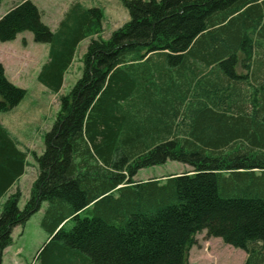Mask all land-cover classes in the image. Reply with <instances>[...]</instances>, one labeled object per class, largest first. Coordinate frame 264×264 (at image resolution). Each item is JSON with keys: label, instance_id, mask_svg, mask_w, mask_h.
<instances>
[{"label": "trees", "instance_id": "trees-1", "mask_svg": "<svg viewBox=\"0 0 264 264\" xmlns=\"http://www.w3.org/2000/svg\"><path fill=\"white\" fill-rule=\"evenodd\" d=\"M119 1L128 21L108 38L101 7L71 4L56 32L30 0L0 18V43L49 46L37 79L54 94L90 39L22 208L9 191L29 153L0 124V264L43 203L38 264H188L202 232L264 264V0ZM25 95L0 64V113ZM167 161L188 170L134 180Z\"/></svg>", "mask_w": 264, "mask_h": 264}, {"label": "rangeland", "instance_id": "rangeland-1", "mask_svg": "<svg viewBox=\"0 0 264 264\" xmlns=\"http://www.w3.org/2000/svg\"><path fill=\"white\" fill-rule=\"evenodd\" d=\"M13 1L19 3L22 0L1 1L0 16L9 10ZM34 1L41 11V21L45 25H52L60 15V11L66 7L69 8L68 5L76 0ZM94 1V7L104 9L102 37L108 38L113 31L128 21L127 12L119 0ZM51 13L54 17L50 15ZM56 26L57 23L48 28L56 32L59 25ZM89 42L90 39H85L79 43L72 64L65 72L62 87L57 94L41 85L37 79L42 65L48 60V45L34 43L32 34L28 32L19 34L14 41L0 43V64L7 80L26 92L25 98L16 108L7 113H0V124L17 139L19 148L29 153L25 174L18 182V189L21 192L19 208H22L28 199L32 183L38 174L31 153L42 154L43 136L51 129L56 119L58 99L68 94L81 77L82 57ZM236 70L237 73H241L240 67L237 66ZM185 170H188L187 166L167 161L164 165L139 170L134 180L146 181L178 174ZM16 189L17 187L13 186L9 193H13ZM6 199L7 195L1 199L0 211ZM46 207L43 203L39 211L31 216L25 225L13 229L12 242L3 253L2 264H38L37 254L48 239L47 232L41 227ZM195 240V245L188 254V264H244L245 253L225 245L219 238H209L205 232H202L196 235Z\"/></svg>", "mask_w": 264, "mask_h": 264}, {"label": "crops", "instance_id": "crops-1", "mask_svg": "<svg viewBox=\"0 0 264 264\" xmlns=\"http://www.w3.org/2000/svg\"><path fill=\"white\" fill-rule=\"evenodd\" d=\"M32 3H34L35 4V6L38 8V10H39V12H40V16H41V11H40V9H39V6H38V4H36L35 3V1L34 0H30ZM94 0H76V1H73L72 3H70L68 6H70L71 4H73V3H79V5L81 6V8H93L95 5H94ZM18 2H15V1H13V3H12V5H11V7L10 8H12L15 4H17ZM97 5V4H96ZM98 6V5H97ZM9 8V9H10ZM68 7H66L64 10H62V11H60V15L56 18L57 20L56 21H54L53 23H52V25H46L47 27L48 26H52L53 27V25H55V23H57V26L59 25V23L62 21V19H63V17H64V15H65V13L67 12V9ZM6 14V13H5ZM5 14H3V15H5ZM3 15H1L0 16V18L3 16ZM50 15H52V17H54L53 16V14L51 13ZM56 26V27H57ZM49 57V56H48ZM48 60H49V58H48ZM48 60L44 63V64H46L47 62H48ZM143 63V62H142ZM43 64V65H44ZM42 65V66H43ZM141 65V64H140ZM2 125V124H1ZM3 126V125H2ZM4 127V126H3ZM4 128H6V127H4ZM7 129V128H6ZM21 149V148H20ZM22 150V149H21ZM24 174H25V172H24ZM24 174H23V176H24ZM22 179V177H20L19 179H18V182L20 181ZM18 182H17V184L15 185L17 188H18Z\"/></svg>", "mask_w": 264, "mask_h": 264}]
</instances>
